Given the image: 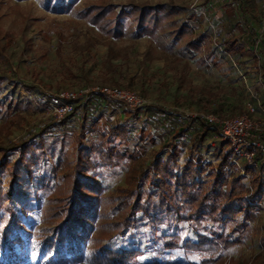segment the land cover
Wrapping results in <instances>:
<instances>
[{
    "label": "trees",
    "instance_id": "trees-1",
    "mask_svg": "<svg viewBox=\"0 0 264 264\" xmlns=\"http://www.w3.org/2000/svg\"><path fill=\"white\" fill-rule=\"evenodd\" d=\"M220 1V9L228 18L223 50L229 55L248 53L264 78V24L250 18L242 0ZM84 14L89 23L109 36H123L128 24L139 35L152 37L156 32H167L188 50L204 52L199 39L187 25L178 24L171 9L163 4L129 3L119 11L111 3L92 4ZM242 26L247 29L248 51L234 34L233 27L242 30ZM5 79L9 80L8 75L0 71V82ZM19 83L26 90L33 88ZM116 109L123 114L120 122L107 115ZM3 112L9 117L18 114L0 99V114ZM101 118L105 121L100 124ZM154 132L159 133V151L165 150L164 156L154 153L136 175L127 169L124 185L117 186L111 195L117 213L108 219L103 188L95 173L97 166L115 168L126 158L136 162L135 155L127 150L111 153L110 144L120 135L125 143H131L149 139ZM44 136L71 139L72 156L60 150L63 158L57 165H46ZM214 136H219L218 127L207 123L199 113L184 114L154 103L129 108L122 100L91 93L75 100L71 113L59 119L50 116L15 142L0 144V264H22L21 253L30 235L45 264L65 262L66 253L93 264H131L140 252L116 250L112 244L137 228L140 221L154 229L161 240L160 250L178 247L181 238L174 232L160 233L157 228L188 223L196 240L185 241L184 249L209 255L190 264H239L238 260L215 254L241 243L248 225L257 219L264 202V153L256 149L252 165L235 158L225 142L215 141L212 159L206 161L198 149ZM256 140L264 144V136ZM182 147H186L187 157L179 163ZM34 173L39 177L50 175L56 183L48 195L51 205L40 215L48 228L28 234L22 228L15 199L22 194L17 184H29ZM245 176H249L248 186L242 181ZM259 236L261 251L248 264H264V224Z\"/></svg>",
    "mask_w": 264,
    "mask_h": 264
},
{
    "label": "rangeland",
    "instance_id": "rangeland-1",
    "mask_svg": "<svg viewBox=\"0 0 264 264\" xmlns=\"http://www.w3.org/2000/svg\"><path fill=\"white\" fill-rule=\"evenodd\" d=\"M250 18L264 24V0H242ZM114 4L116 11L129 3L163 4L171 9L174 20L185 24L199 39L203 54L187 49L167 32L154 36L139 35L126 25L123 36L101 33L89 23L84 10L92 4ZM220 0H0V71L9 80L0 82V99L18 113L9 117L0 114V144L15 142L24 132L51 116L49 101L59 91L88 89L95 85L119 86L135 93L144 103L176 109L184 114L211 113L218 117L245 114L248 104L256 109V117L264 120V78L257 63L249 56L229 55L223 50L224 26L228 18L220 9ZM128 23V22H127ZM234 28V34L247 49L246 27ZM31 84L26 90L19 83ZM111 119L121 121L123 114L116 109L107 112ZM104 118L99 123H104ZM136 123L135 127H139ZM48 151L46 165H57L68 151L72 156L74 143L62 136L43 137ZM214 136L199 149L204 159H212ZM158 132L143 141L125 143L121 135L109 146L111 153L127 150L136 157L129 158L115 168L98 165L95 173L103 188L104 214L113 219L117 213L111 195L117 186L124 185L125 172L131 168L136 175L154 153L159 151ZM62 150V154L59 151ZM187 157L181 148L178 162ZM33 174L27 184L20 181L17 188L22 194L15 199L23 230L31 234L45 226L40 215L49 209L50 191L55 180ZM5 176V175H4ZM243 182L249 185V176ZM264 224V202L257 219L250 223L242 242L215 254L225 260L233 258L239 264H248L261 251L260 233ZM160 233H177L181 242L171 250H160L161 240L144 221L137 228L114 240L112 247L138 250L140 254L131 264L199 263L207 253L188 252L185 241L196 236L188 223L163 225ZM227 232V228L225 229ZM21 253L22 264H45L34 238L29 236ZM65 262L56 264H93L66 253Z\"/></svg>",
    "mask_w": 264,
    "mask_h": 264
},
{
    "label": "built area",
    "instance_id": "built-area-1",
    "mask_svg": "<svg viewBox=\"0 0 264 264\" xmlns=\"http://www.w3.org/2000/svg\"><path fill=\"white\" fill-rule=\"evenodd\" d=\"M91 93H100L108 99L122 100L129 108H138L145 104L133 92L119 86L95 85L88 89H70L56 93L50 98L49 110L56 119L73 111L75 100L84 99ZM207 123L216 125L219 130V140L226 143L235 158L252 163L255 150L264 153V144L257 138L264 136V120L256 117V109L248 104L245 114L239 116L218 117L211 113H199Z\"/></svg>",
    "mask_w": 264,
    "mask_h": 264
},
{
    "label": "crops",
    "instance_id": "crops-1",
    "mask_svg": "<svg viewBox=\"0 0 264 264\" xmlns=\"http://www.w3.org/2000/svg\"><path fill=\"white\" fill-rule=\"evenodd\" d=\"M244 179V178H243ZM243 181V180H242ZM244 183V182H243ZM245 184V183H244ZM246 185V184H245Z\"/></svg>",
    "mask_w": 264,
    "mask_h": 264
}]
</instances>
